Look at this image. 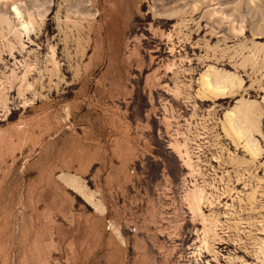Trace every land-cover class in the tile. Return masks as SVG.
Wrapping results in <instances>:
<instances>
[{
	"label": "rangeland",
	"instance_id": "374dc122",
	"mask_svg": "<svg viewBox=\"0 0 264 264\" xmlns=\"http://www.w3.org/2000/svg\"><path fill=\"white\" fill-rule=\"evenodd\" d=\"M0 264H264V0H0Z\"/></svg>",
	"mask_w": 264,
	"mask_h": 264
},
{
	"label": "bare ground",
	"instance_id": "6f19581e",
	"mask_svg": "<svg viewBox=\"0 0 264 264\" xmlns=\"http://www.w3.org/2000/svg\"><path fill=\"white\" fill-rule=\"evenodd\" d=\"M22 22V21H21ZM23 29H26L27 26L25 23H20ZM205 86L209 89V93L212 97H218L221 96L223 93H221V88L219 86L211 85L209 82L204 81Z\"/></svg>",
	"mask_w": 264,
	"mask_h": 264
}]
</instances>
